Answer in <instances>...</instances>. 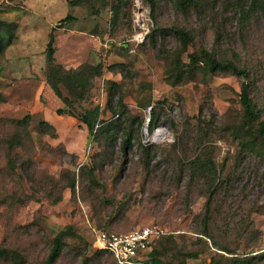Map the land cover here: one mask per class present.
Wrapping results in <instances>:
<instances>
[{
    "label": "rangeland",
    "instance_id": "rangeland-1",
    "mask_svg": "<svg viewBox=\"0 0 264 264\" xmlns=\"http://www.w3.org/2000/svg\"><path fill=\"white\" fill-rule=\"evenodd\" d=\"M197 2L185 12L177 0H0V245L21 254L0 264H43L65 228L54 264H119L95 245L96 231L151 224L165 228L154 247L172 264H233L235 255L264 264V139L254 131L264 121V14L255 8L243 20L236 0ZM174 26L192 34L190 52L206 47L248 68L259 110L252 132L243 126V77L190 63ZM52 64L67 69L51 74L66 103L48 83ZM95 106L99 123L117 122L92 138L80 116ZM200 115L209 134L196 148ZM159 128L166 137H154ZM140 143L156 147L147 156ZM196 150L221 171L209 225L228 251L199 233L214 188L191 177Z\"/></svg>",
    "mask_w": 264,
    "mask_h": 264
},
{
    "label": "trees",
    "instance_id": "trees-1",
    "mask_svg": "<svg viewBox=\"0 0 264 264\" xmlns=\"http://www.w3.org/2000/svg\"><path fill=\"white\" fill-rule=\"evenodd\" d=\"M83 0H69L72 4H78L81 3ZM148 2L151 4L152 7H155L156 0H148ZM178 6L184 10L185 12L187 9H189L191 6H200V4L197 2V0H177ZM236 5L239 7V11L241 13L242 19L248 18L249 14L251 12L256 11L255 8L258 9V11H261L264 14V0H236ZM72 18L71 14H67L66 17L63 20H69ZM173 32L176 34L177 37H179L181 42V48L183 51H187V56L189 58V62L193 64H202L204 69L208 72H230L235 75L243 77L244 81L242 83V90L240 93V100L243 106V126L244 128H247L248 132H252L253 130V122L257 118L258 115V108L253 101V97L251 95L250 89H251V82H250V73L247 67L241 66L238 63H236L232 59H220L212 54V52L206 48V47H200L199 49L190 52L189 51V45L191 44L193 40L192 34L184 27L174 26L172 27ZM177 65H182L181 57H177ZM114 67H125L124 63H117L114 65ZM96 72L94 76L100 75L102 73V66L99 65L96 68ZM49 74L47 75L48 83L51 85L54 92L63 99L64 103H66V97L64 98L63 93L60 89V81L59 79H54V77L51 75L54 72L59 71H66L67 69L63 67L60 64H52L49 67ZM83 70V72H82ZM75 71V70H73ZM84 67H81L78 71H76L78 80H81L82 82L83 78L86 77V71L84 73ZM114 85L118 86L117 82H113ZM80 98H82V94L80 95ZM85 98V96L83 97ZM121 107L124 106V98L123 95H120L118 97V103ZM100 106H95L93 108L86 109L85 112L80 116L81 120L87 124L89 133L92 138H95L96 136H102L106 131H111L113 128H115V123L117 122V119L112 121H102L99 123L98 118L100 114ZM57 112L59 114L64 112V108H58ZM69 112V111H68ZM70 114H74L72 112H69ZM117 113V111H116ZM158 110L155 105L151 107L150 117L151 122L157 117ZM32 118L31 114L25 115L23 118L18 120V125L25 126L27 125ZM204 122L202 115L198 118V123L195 126L197 133V140H195L196 148H201L202 144L204 142V135H208L209 131H207L204 128ZM44 124L47 127H52L51 124L44 121ZM192 123H189V126H191ZM208 125V124H207ZM114 131V130H113ZM255 132L259 133L260 136L264 139V121L262 120L259 123V127L254 130ZM127 134V133H126ZM133 136L131 133L127 135V137L124 139L123 146L126 148L127 146L132 144ZM176 142L182 143V138H177ZM141 146L144 148L147 156L150 154L154 147H156L155 144L146 145L145 143H140ZM197 153H194L190 156V160L188 162V168L191 169V177L194 179L196 178L199 181L204 182L205 185L208 186V188H214L213 192L210 193L209 196H207V203H206V209H205V224L204 228L201 230V234H203L205 237H208L213 241V245L218 249H223L228 251V249L223 247L217 239L212 235L211 233V227L210 223L213 220V210L212 205L214 202V198L217 195L218 189L216 188L218 184H216L217 177L219 176V170L217 163L215 159L208 158V155L204 154L203 151H197ZM220 180V179H219ZM68 229V228H67ZM67 229L61 230L53 239V244L51 247V250L43 262V264H54L58 257L60 256L63 246H64V237L66 235ZM102 230L103 228H99ZM106 230V229H103ZM160 238V237H159ZM155 239L151 249L145 254L143 259L139 260L135 264H172L170 261L163 259L162 254L160 250H158L154 245L158 241V239ZM95 241V240H94ZM110 254H112L110 251L106 249H102ZM113 255V254H112ZM196 253L193 255L196 257ZM114 256V255H113ZM0 257H10L16 262H20L19 258L21 257V254L17 252L16 250H11L7 247L0 245ZM114 258V257H113ZM246 258V256H245ZM116 259V258H115ZM233 264H244L245 259L240 258L239 255L233 256ZM117 261V260H116ZM131 264V263H130ZM178 264H186L185 260H180ZM211 264H216V257H213V261Z\"/></svg>",
    "mask_w": 264,
    "mask_h": 264
},
{
    "label": "built area",
    "instance_id": "built-area-1",
    "mask_svg": "<svg viewBox=\"0 0 264 264\" xmlns=\"http://www.w3.org/2000/svg\"><path fill=\"white\" fill-rule=\"evenodd\" d=\"M146 35L143 29L134 39L142 42ZM166 230L159 224L141 226L128 232L110 230L96 231L95 245L110 251L119 264H135L151 249L155 239L164 235Z\"/></svg>",
    "mask_w": 264,
    "mask_h": 264
},
{
    "label": "bare ground",
    "instance_id": "bare-ground-1",
    "mask_svg": "<svg viewBox=\"0 0 264 264\" xmlns=\"http://www.w3.org/2000/svg\"><path fill=\"white\" fill-rule=\"evenodd\" d=\"M167 131L165 130V129H163V128H159L158 130H156L155 132H154V137L156 138V139H161V138H164V137H166L167 136ZM153 136V135H152Z\"/></svg>",
    "mask_w": 264,
    "mask_h": 264
}]
</instances>
